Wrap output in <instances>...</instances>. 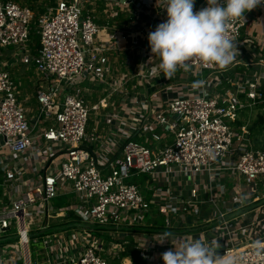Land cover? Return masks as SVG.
I'll list each match as a JSON object with an SVG mask.
<instances>
[{
  "label": "built area",
  "instance_id": "obj_1",
  "mask_svg": "<svg viewBox=\"0 0 264 264\" xmlns=\"http://www.w3.org/2000/svg\"><path fill=\"white\" fill-rule=\"evenodd\" d=\"M93 1L52 0L35 12L17 0H0V48L31 65L40 81L38 107L29 116L10 72L0 67V172L8 200L0 201V237L15 229L12 241L1 240L0 264H25L22 244H29L37 218L60 213L86 225L73 241L45 235L47 264H108L104 251L115 256L120 246L95 231L117 232L124 244L128 232L136 233L146 264H163L161 253L193 238L218 240L224 246L218 251L235 254L239 264H264V147H253L248 124H238L243 114L264 112V63L237 71V56L223 68L194 58L165 78L148 51L135 73L116 75L119 44L146 43L142 25L164 20V0H104L109 11L125 12L133 1L128 13L135 22L148 14L135 29H113L108 20L100 26L89 8ZM204 6L205 0L194 11ZM155 8L163 16L152 14ZM245 16L229 27L234 43ZM86 81L104 92L94 104L82 97ZM91 114L104 120L105 134L100 127L87 130ZM140 175L150 195L133 182ZM68 193L73 204L52 206ZM154 217L165 231L150 230ZM174 228L169 242L155 241Z\"/></svg>",
  "mask_w": 264,
  "mask_h": 264
},
{
  "label": "crops",
  "instance_id": "obj_2",
  "mask_svg": "<svg viewBox=\"0 0 264 264\" xmlns=\"http://www.w3.org/2000/svg\"><path fill=\"white\" fill-rule=\"evenodd\" d=\"M17 1L29 5L27 0H17ZM51 1L52 0H46V1L37 0L33 4L44 10V6L50 4ZM106 2L107 1L104 0H94L91 3V6L89 7L90 9H92V13L95 15L96 21L100 26H104L105 20H108L109 27H112L113 29H118V28L129 29V27H132L131 29H135L137 26H141L149 19V15L144 13L140 15L139 19H137L136 22L133 19H130L131 15L128 12L133 9V1L127 5L126 12L118 7H116V11L113 10L109 11V8H106ZM200 3L194 5V8L197 7ZM155 12L157 13V18L163 16V14H160L159 8H155L151 10L152 14H154ZM245 15H246L245 25L242 28L240 37L236 40L235 43V47L237 49V54H236L237 59L235 60L236 63L235 69L237 71H245L251 68L253 63H260L261 60L264 63V7L258 6L257 8L246 12ZM164 19H166V16H164ZM155 26L156 25L154 24V22L150 25H145V24L142 25V31H144V35L154 30ZM106 31L107 29L102 28L100 35L101 36L104 35ZM145 44H147V46ZM144 46H146L145 49ZM143 50L145 51L143 52ZM148 51H150L148 41L146 43L139 42V45L136 47L124 46V44L120 43L119 50L115 56L116 58H113L116 59V75L125 72L126 69L127 71L130 72V74L135 73V71L137 70L136 64H138L140 57L144 56ZM1 58L2 59L0 60V67H4V68L13 69L12 67H15L17 62H19L18 60L12 58L10 53L7 52L4 54L2 53ZM126 58L131 59L132 65L130 66L124 65V60ZM28 70H29L28 73L30 72L33 73L34 80H32L31 78H27L26 71L24 72V70L22 69L21 70L13 69L12 71L10 70L9 72L15 82L18 99L22 107L29 116H32L33 113L36 111V108L38 107V103L35 98V91L40 81L38 80L35 72L33 71V68ZM27 83H29V85H27ZM30 83H32L33 89L31 88ZM25 85L27 86V91H24ZM82 85H83L81 86L83 89L82 97L86 99L88 104H94L103 97L104 92H102L101 89L97 90L95 86L85 84V82H83ZM96 90L98 92H96ZM262 113L263 112H257L252 122L257 118L258 115ZM91 115L92 116H90L89 118L90 122L88 121L87 130L91 131L93 128L100 127L102 129L101 130L102 134H105L107 132L108 126L106 125L104 120H100L98 116L94 118L93 114ZM250 117L251 116H246L242 118L241 120H239L238 124H245V123L248 124V138L252 146L255 147L252 131L249 129V126L252 123V122L249 123ZM243 120L244 122H242ZM132 137H134L135 140L143 141V137H140L138 134H132ZM162 144H163L162 141L158 143L159 146H161ZM140 176L135 177L134 180ZM2 180H3V175L2 172H0V201L5 203L8 202V200H7V196L4 194L5 187L1 184ZM145 180L146 177L144 178L142 183L138 182L137 185H139V187L142 189L144 194L147 196L150 195L151 191L146 188L148 183L147 182L145 183ZM183 191L184 192L186 191L187 193L190 192V188L187 184L184 185ZM60 197H66V203L64 205H60L56 202V199ZM53 200L54 202H52V206L58 209L73 204L75 201L74 195L70 193L61 194L60 196L54 198ZM74 222H76V218L72 213H67V214L60 213L59 215H53L52 217H47V218L45 216H41V218L38 217L36 220V224L34 225V227L30 229L29 234L31 235V237L29 244L27 245V243L24 242L25 243L24 246H27L26 248L28 250V256H29L28 264H33V261L36 264H47L45 262L46 255L44 254V250H43L44 249L43 238L45 235L52 233L60 237L62 236L64 239H67V236L69 235L70 232L69 229H76V228H78L76 230H78L79 233H82V231H84L83 227H85V225L76 226ZM72 223L75 226L71 227L70 224ZM160 224H162L161 218L154 217L152 223L153 226L152 228H150V230L152 232H157V233L165 231L164 224L163 225ZM18 228L21 230L25 228L23 218L21 217H19ZM166 230L169 231L170 234H172L173 232H176V230L178 229L174 228L172 230H168V229ZM13 233L15 234V229L11 228L9 230L8 229L4 230L2 234L3 236L0 237V245L2 244L1 243L2 238L9 237V240L12 241L10 237H12ZM88 233H89V229H88ZM94 234H97V236H101L102 238L105 237L104 238L105 240L115 241L116 246L118 245L120 246L116 250L115 256H113L109 252L104 251L103 256L106 257V259L111 258L108 260V264H133L134 252L137 253L140 259V264H146L145 258L139 255V252L135 247L137 241L134 234L136 233H132V231L127 233L125 240H128V236H130L132 239L131 241L128 240L127 244L126 243L124 244L122 240L119 239L117 232H112L111 234L92 232V235ZM33 243L41 244L39 249H35L36 260H33L30 251V246ZM38 255L41 256L40 260L37 259ZM18 263L23 264L21 261Z\"/></svg>",
  "mask_w": 264,
  "mask_h": 264
},
{
  "label": "clouds",
  "instance_id": "obj_3",
  "mask_svg": "<svg viewBox=\"0 0 264 264\" xmlns=\"http://www.w3.org/2000/svg\"><path fill=\"white\" fill-rule=\"evenodd\" d=\"M194 5L195 0H164L166 19L147 35L151 57L158 60L157 75L171 78L194 58L205 65L228 66L237 54L230 25L264 5V0H205L196 11ZM170 235L165 232L155 241L169 242ZM218 248V240L193 238L164 251L160 259L163 264H239L235 254H222Z\"/></svg>",
  "mask_w": 264,
  "mask_h": 264
},
{
  "label": "trees",
  "instance_id": "obj_4",
  "mask_svg": "<svg viewBox=\"0 0 264 264\" xmlns=\"http://www.w3.org/2000/svg\"><path fill=\"white\" fill-rule=\"evenodd\" d=\"M27 1H28L29 6L31 7V9H33L35 12H42L43 11L42 8H39V7L36 8L35 4H33L37 0H27ZM44 1H46V0H44ZM201 1L202 0H195V5L200 3ZM36 9H38V11H36ZM38 38H39V36L37 33L32 34V41H33L34 48H37L39 45ZM249 129L252 131V135H253V139H254V146L255 147H264V112L257 116V118L249 126ZM145 177L146 176L141 175L140 177L133 180V182L136 184H138V182L142 183ZM56 202L58 204H60L61 202L66 203V197H60V198L56 199ZM32 248L39 249L40 245H38V247L32 245ZM133 264H140V259H139L136 252H134V256H133Z\"/></svg>",
  "mask_w": 264,
  "mask_h": 264
},
{
  "label": "rangeland",
  "instance_id": "obj_5",
  "mask_svg": "<svg viewBox=\"0 0 264 264\" xmlns=\"http://www.w3.org/2000/svg\"><path fill=\"white\" fill-rule=\"evenodd\" d=\"M35 7L36 8H38V6H36L35 5ZM36 11H38V9H36ZM8 49L7 48H3V47H1L0 48V52L1 53H10L9 51H7ZM14 70L15 69H22V70H24V72L26 71V75H27V78H31L32 80H34V77H33V73L32 72H30V73H28L29 72V70L28 69H32V66L31 65H23V64H21L20 62H17V64L15 65V67H12ZM13 69H9V68H7V70L8 71H12ZM31 84V88L33 89V87H32V83H30ZM85 84H89V85H92L91 83H89L88 81H86L85 82ZM27 85H29V83H27ZM94 85V84H93ZM81 86H83L82 84H81ZM95 87H96V89L97 90H99L100 89V86H97V85H94ZM96 90V92H98ZM24 91H27V86L25 85V90ZM100 93V92H99ZM101 94V93H100ZM257 112L258 111H256V112H251V114L249 115V116H251L250 117V121H249V123H251L252 122V120L255 118V116H256V114H257ZM92 116V115H91ZM246 116H248V115H241L240 117L241 118H244V117H246ZM89 122H90V120H89ZM242 122H244V120L242 121ZM262 190H264V188H262ZM52 202H54V200L52 201ZM65 204V202H61L60 203V205H64ZM74 224L76 225V226H79V225H86L85 223H83V222H81V220H78V219H76V222H74ZM75 225H73V223L72 224H70V226L71 227H73V226H75ZM93 227H95V225L93 226ZM14 229V228H13ZM76 229H78V228H76ZM76 229H69L70 230V232H69V235L67 236V239L68 240H70V241H73V240H75V238L77 237V236H79L80 234H79V232H78V230H76ZM95 233H97L96 231H95ZM105 238V237H104ZM128 240H132L131 239V237L130 236H128ZM32 245H34V246H37L38 247V245H41L40 243H37V244H31V246H30V251H31V255H32V258H33V260H36V257H35V254H36V251H35V249L34 248H32ZM40 258H41V256L40 255H38V257H37V259H39L40 260ZM109 259H111V258H108V260ZM111 261V260H110ZM34 262V261H33ZM112 262V261H111Z\"/></svg>",
  "mask_w": 264,
  "mask_h": 264
},
{
  "label": "bare ground",
  "instance_id": "obj_6",
  "mask_svg": "<svg viewBox=\"0 0 264 264\" xmlns=\"http://www.w3.org/2000/svg\"><path fill=\"white\" fill-rule=\"evenodd\" d=\"M18 217H21V218H23L22 217V212H18ZM24 242H23V244H22V248H23V251H24V254H25V263L26 264H28V258H29V256H28V250H27V246H24Z\"/></svg>",
  "mask_w": 264,
  "mask_h": 264
},
{
  "label": "water",
  "instance_id": "obj_7",
  "mask_svg": "<svg viewBox=\"0 0 264 264\" xmlns=\"http://www.w3.org/2000/svg\"><path fill=\"white\" fill-rule=\"evenodd\" d=\"M239 213H240V210H236V211L230 213L229 215L225 216V219H229V218H231V217H233V216H235V215H237ZM223 248H224V246H220L218 248V250H222Z\"/></svg>",
  "mask_w": 264,
  "mask_h": 264
}]
</instances>
